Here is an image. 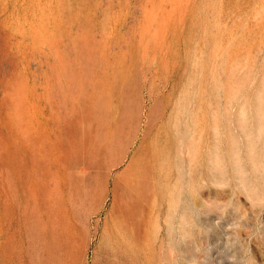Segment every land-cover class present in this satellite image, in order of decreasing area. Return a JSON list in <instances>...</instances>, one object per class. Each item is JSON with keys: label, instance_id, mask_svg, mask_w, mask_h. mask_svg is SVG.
<instances>
[{"label": "rangeland", "instance_id": "1", "mask_svg": "<svg viewBox=\"0 0 264 264\" xmlns=\"http://www.w3.org/2000/svg\"><path fill=\"white\" fill-rule=\"evenodd\" d=\"M0 264H264V0H0Z\"/></svg>", "mask_w": 264, "mask_h": 264}]
</instances>
